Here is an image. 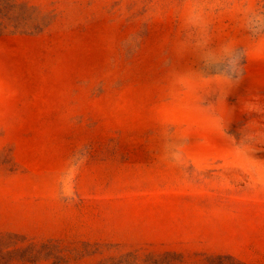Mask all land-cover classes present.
<instances>
[{"label":"rangeland","instance_id":"374dc122","mask_svg":"<svg viewBox=\"0 0 264 264\" xmlns=\"http://www.w3.org/2000/svg\"><path fill=\"white\" fill-rule=\"evenodd\" d=\"M0 264H264V0H0Z\"/></svg>","mask_w":264,"mask_h":264}]
</instances>
